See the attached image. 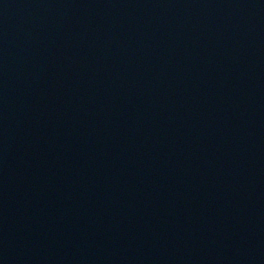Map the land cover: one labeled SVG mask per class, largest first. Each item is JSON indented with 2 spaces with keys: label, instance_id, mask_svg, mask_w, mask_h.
<instances>
[{
  "label": "water",
  "instance_id": "1",
  "mask_svg": "<svg viewBox=\"0 0 264 264\" xmlns=\"http://www.w3.org/2000/svg\"><path fill=\"white\" fill-rule=\"evenodd\" d=\"M0 264H264V0H0Z\"/></svg>",
  "mask_w": 264,
  "mask_h": 264
}]
</instances>
